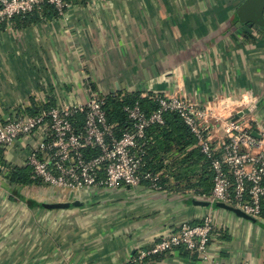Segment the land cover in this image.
Segmentation results:
<instances>
[{
  "label": "crops",
  "instance_id": "obj_1",
  "mask_svg": "<svg viewBox=\"0 0 264 264\" xmlns=\"http://www.w3.org/2000/svg\"><path fill=\"white\" fill-rule=\"evenodd\" d=\"M242 2L86 0L58 18L4 24L0 116L34 95L57 105L82 98L89 79L103 97L170 95L201 105L244 96L252 131L264 135V30L235 26ZM33 143L25 137L8 148L6 164L25 168ZM174 146L149 157L161 159L162 191L142 183L74 196L0 178V264H203L181 249L133 260L182 224L205 217L213 228L209 252L220 264H264V217L237 213L175 181L173 160L198 148L180 153Z\"/></svg>",
  "mask_w": 264,
  "mask_h": 264
},
{
  "label": "built area",
  "instance_id": "obj_2",
  "mask_svg": "<svg viewBox=\"0 0 264 264\" xmlns=\"http://www.w3.org/2000/svg\"><path fill=\"white\" fill-rule=\"evenodd\" d=\"M43 3L53 5L60 16L65 13L63 9L71 6L64 0H0V26L10 25L15 16L29 14ZM86 88L84 97H76L70 104L55 103L34 116L24 112L30 102L21 107V112L11 110L0 116L3 153L22 138L34 139L26 161L31 180L74 196L85 189L111 190L142 183L151 190L162 191L161 179L165 175L143 170V156L152 141L146 132L152 126H163L164 115L172 113L188 128L208 163L212 175L208 199L249 217H261L264 135H250L252 126L245 111L251 101L247 97L234 101L217 98L200 105L177 96H149L156 104L155 110L146 113L138 102L125 105L122 111L127 124L117 131V125L107 121L105 97ZM33 97L39 105L52 98L45 94ZM8 169L5 161L0 164V178L7 176ZM212 229L209 217L199 224L184 223L150 250L140 251L133 262L141 263L150 256L182 247L203 264H220L209 252Z\"/></svg>",
  "mask_w": 264,
  "mask_h": 264
},
{
  "label": "trees",
  "instance_id": "obj_3",
  "mask_svg": "<svg viewBox=\"0 0 264 264\" xmlns=\"http://www.w3.org/2000/svg\"><path fill=\"white\" fill-rule=\"evenodd\" d=\"M68 4H76L82 5L86 3V0H64ZM66 11V8L63 9ZM60 15L58 11L53 5L43 3L39 6V8H35L31 13L26 14L24 16H15L13 20L18 19L23 22V24L31 23L34 21H38L40 19H51L58 18ZM85 86L89 87L92 91L94 90V86L92 82L87 79L84 83ZM99 96V95H98ZM101 97V96H100ZM106 104L105 111L107 116V121L109 124H116L117 131L118 129H123L127 124V118L122 108L125 105H131L134 102H138L141 108L146 112L150 113L156 108V104L153 100L150 99L149 96L144 97L143 99L139 94L127 95L123 98H120L117 95H107L105 96ZM48 103L44 105H39L35 102L34 97L31 98L30 107L26 108L24 112L27 115H37L41 110L48 109L50 106L55 105V101L52 98H48ZM17 111L21 112V108H18ZM78 119H81L78 116ZM165 124L161 127L152 126L146 132L147 137L151 138L150 144L146 147L145 154L143 156L144 162V171H152V172H160L162 168L161 159L157 160H149L150 156H156L155 154H164L167 155L171 149L172 145L178 152L184 151L188 146L195 144L194 137L190 134L188 128L183 124V122L179 119L176 114L166 113L164 115ZM4 153L3 150L0 149V164L4 165ZM195 161L191 164L192 159ZM174 166L175 168H171V175L177 182H185L188 187L196 188V191L199 194L208 193L211 190V172L209 171V166L204 158V156L196 150L193 153H189L182 157L181 159H175ZM31 169L29 167L25 168H17V167H9L8 174L6 179L15 185H22L28 183H39L30 179ZM167 175V174H166ZM168 176V175H167ZM164 184L167 182L164 178L161 179ZM261 216L264 217V202L261 204ZM181 250L186 251L184 248H179ZM187 252V251H186ZM157 255L155 257H158Z\"/></svg>",
  "mask_w": 264,
  "mask_h": 264
},
{
  "label": "water",
  "instance_id": "obj_4",
  "mask_svg": "<svg viewBox=\"0 0 264 264\" xmlns=\"http://www.w3.org/2000/svg\"><path fill=\"white\" fill-rule=\"evenodd\" d=\"M235 19L237 28L241 26L252 28L255 26L264 30V0H243L235 10ZM250 135L254 138H260L255 131L250 132ZM226 207L237 213L240 212L237 209Z\"/></svg>",
  "mask_w": 264,
  "mask_h": 264
},
{
  "label": "rangeland",
  "instance_id": "obj_5",
  "mask_svg": "<svg viewBox=\"0 0 264 264\" xmlns=\"http://www.w3.org/2000/svg\"><path fill=\"white\" fill-rule=\"evenodd\" d=\"M71 102H72V101H67V103H69V104H70Z\"/></svg>",
  "mask_w": 264,
  "mask_h": 264
}]
</instances>
